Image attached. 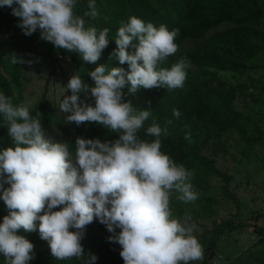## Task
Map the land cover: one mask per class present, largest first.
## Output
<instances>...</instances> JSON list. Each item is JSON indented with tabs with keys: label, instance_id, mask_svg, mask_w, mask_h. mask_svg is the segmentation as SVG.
Returning <instances> with one entry per match:
<instances>
[{
	"label": "clouds",
	"instance_id": "1",
	"mask_svg": "<svg viewBox=\"0 0 264 264\" xmlns=\"http://www.w3.org/2000/svg\"><path fill=\"white\" fill-rule=\"evenodd\" d=\"M78 0H0V7H11L20 18L25 35L39 30L40 38L56 49L78 52L84 62L95 63L108 46V28L86 26L85 17L96 18V0H87L83 16L77 15ZM13 5H15L13 7ZM179 29L169 30L161 23L130 16L121 20L115 34L116 48L110 54L129 70L99 65L88 75L89 86L77 72L68 81L59 99L61 111L70 113L67 123L94 122L117 139L77 137L69 143L45 138L41 113L31 114V102L14 106L0 92V116L14 147L0 150V199L8 214L0 222V255L4 264H28L34 245L20 229H38L58 260L76 258L81 264H95L97 256L85 254L81 243L86 228L94 219L105 225L110 242L118 243L124 264H192L204 260V250L194 235L190 215H173L172 192L188 203L198 199L191 183L194 170L187 169L163 152L161 136L167 135L153 122L146 135L138 133L151 115L123 100L122 89L182 88L191 62L180 57L171 67H162L178 52L175 42ZM135 49L129 53L128 49ZM11 63L31 64L23 57L11 56ZM70 90L71 95H64ZM90 94L91 103L81 102L78 93ZM173 116L181 113L173 109ZM185 139H190L189 135ZM7 185V186H5ZM37 221L39 222L37 224ZM119 229V231H117Z\"/></svg>",
	"mask_w": 264,
	"mask_h": 264
},
{
	"label": "trees",
	"instance_id": "2",
	"mask_svg": "<svg viewBox=\"0 0 264 264\" xmlns=\"http://www.w3.org/2000/svg\"><path fill=\"white\" fill-rule=\"evenodd\" d=\"M77 6L76 14L83 16V12L87 9V0H82V3L81 0H78ZM96 7L99 15L94 19L85 17L86 26H94L98 31L108 28L109 43L95 63L84 62L79 57L78 52L56 49L52 43L46 41L41 43L39 50L35 49L34 35L24 34L19 26L20 18L12 14V8L0 7V92L9 97L14 106L23 103V88L19 82V70L36 64L44 57L52 58L54 64L60 59V56L71 59L76 73L78 72L89 86H94V81L88 72L99 65H105L109 70L113 67H121L128 71L127 63L120 64L115 57L110 59V54L116 48L114 38L120 21L127 22L130 16L135 15L145 22L154 23L156 26L163 23L167 25L169 30L179 29V35L175 41L178 45L185 39L203 40L211 29L218 28L228 22L245 29L246 24L252 19L261 22L264 17L263 6L260 5L259 0H96ZM5 35L10 39H4ZM249 35L250 31L246 32L245 30L233 34L228 31H216L212 36L213 40L216 41L213 50L198 46L194 51L170 56L166 61L167 67H171L180 57L186 56L191 64L199 67L216 63L228 69H239L243 64L235 49L240 50L241 55L254 56L264 48V40L261 46L257 41L252 42L250 40L247 42L245 39ZM8 49L13 50L12 55L23 57L32 63L23 65L11 63L12 55L8 53ZM128 51L133 53L135 49L129 47ZM195 74L197 72H187L185 81L190 84L186 90H179L180 100L177 101L178 103L169 107L164 116L159 119H153L152 115H158V113L151 111L150 117L144 122V127L140 129L138 135L144 139H152L146 135V128L155 122L163 129L166 126L165 122L171 120L172 123L167 125V135L162 134L161 136V150L170 155L178 164H183L187 169L194 170V177L197 181H204L208 177L221 179L224 182L223 189L227 198L236 202V198L230 189L229 174L216 166L213 157L201 153L209 145L212 147L223 146L221 140L223 126L217 125L219 129L214 130V121L205 116L207 114L205 111H208L207 107L211 106L218 111L221 109L226 113L229 108H232L229 105V96L234 93L235 89L232 88L231 92L224 96L226 105L222 108L216 98L211 99L210 92L206 89V83H202ZM128 87L129 85L126 84L122 89L123 100L130 101L137 109L144 110L141 106V89L143 87L138 88L134 94L128 92ZM81 95L86 102H93L90 94L86 95L82 92ZM173 109L180 111L181 116L179 118L173 116ZM30 111L33 116H36L38 112L41 113L39 119H41L46 139L50 136L66 134L70 149L74 148L77 137L99 138L103 142L117 139L119 136V133L109 132L104 126L94 122H84L80 125L74 122L67 123L66 116H60L56 104L48 98L47 86ZM2 121L3 117L0 116V141L3 139L2 135L8 131ZM186 135H189L190 139H185ZM170 207L173 215L177 217H183L185 209L188 208L187 206L184 207L183 202L176 197L170 198ZM5 209L6 205L0 199V220ZM6 211L8 212V209ZM212 221L218 222L216 219ZM233 223V220H221L210 231L206 257L202 264H210V259L215 254L214 247L217 245L218 233L223 232L224 227L231 226ZM109 235L111 234L105 225L101 224L98 219H94L87 226L85 236L81 241L85 254L88 252L95 254L97 256L95 264H124L120 256L119 244L110 242L108 240ZM48 248L50 247L48 246ZM33 256L34 258L28 264H81V261L76 258L58 260L51 253L43 250L33 252ZM2 261L4 258L0 255V262Z\"/></svg>",
	"mask_w": 264,
	"mask_h": 264
},
{
	"label": "rangeland",
	"instance_id": "3",
	"mask_svg": "<svg viewBox=\"0 0 264 264\" xmlns=\"http://www.w3.org/2000/svg\"><path fill=\"white\" fill-rule=\"evenodd\" d=\"M259 3L263 6L264 15V0H259ZM77 9L78 6L75 10ZM257 22L259 21L252 19L246 24L245 29L231 22L222 24L218 28L211 29L203 40L185 39L178 45L179 49L175 55L194 51L198 46L213 50L216 41L212 36L216 31H228L230 34L242 30L250 31V35L245 40L257 41L261 46L264 40V17L261 22ZM33 35L34 48L39 50L44 40L40 38L39 30ZM4 39L10 38L5 35ZM235 50L243 64L239 69H228L216 63L200 67L191 64L187 72H197L195 75L202 83H206L211 99L216 98L222 108L226 105L224 96L230 93L232 88L235 89L229 96V105L232 108L226 113L206 105L208 111H205L207 112L205 116L214 121V130L219 129L217 125L223 126L221 134L223 146L209 145L201 153L213 157L216 166L229 174L230 189L236 202L227 198L223 189L224 182L221 179L208 177L204 181H197L194 177L191 183L198 193V199L194 202H183V206L188 207L184 214L190 215L196 225L194 235L203 247L204 258L209 233L214 226L221 220L234 221L233 225L224 227L223 232L218 233L217 245L214 247L215 254L210 259V264H264V48L254 56L241 55L240 50ZM12 52V49H8L10 55ZM78 55L81 58L80 54ZM161 66L167 67V62ZM75 73L71 59L65 56H61L55 64L52 58L44 57L34 65L21 68L19 82L23 88V103L30 101L32 109L47 86V96L56 104L59 115H69L70 113L61 111L59 99L63 98V91ZM189 84L185 81L182 88L170 91L163 87L143 88L141 106L144 109L148 108L150 112L158 113L152 115L153 119L162 118L166 110L180 100L179 90H186ZM81 93L77 94L80 101L86 102ZM71 94L70 90L64 93V95ZM2 136L0 150L14 147L8 131ZM48 140L54 143H67L68 137L62 134L50 136ZM179 195L177 192H172L170 198L179 199ZM210 197L212 198L209 199ZM6 210L7 207L3 217L8 214ZM214 219L218 222L214 223L212 221ZM17 234L25 236L34 245L33 252L43 250L51 253L47 241L40 238L38 230L25 232L20 229ZM202 263L203 261L192 262V264ZM0 264H4V261Z\"/></svg>",
	"mask_w": 264,
	"mask_h": 264
},
{
	"label": "built area",
	"instance_id": "4",
	"mask_svg": "<svg viewBox=\"0 0 264 264\" xmlns=\"http://www.w3.org/2000/svg\"><path fill=\"white\" fill-rule=\"evenodd\" d=\"M61 57V56H60Z\"/></svg>",
	"mask_w": 264,
	"mask_h": 264
}]
</instances>
